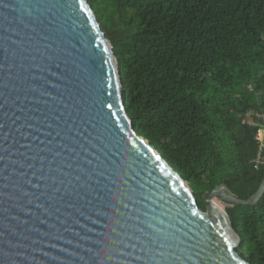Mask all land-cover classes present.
Here are the masks:
<instances>
[{
  "label": "water",
  "instance_id": "water-1",
  "mask_svg": "<svg viewBox=\"0 0 264 264\" xmlns=\"http://www.w3.org/2000/svg\"><path fill=\"white\" fill-rule=\"evenodd\" d=\"M263 199L221 184L201 209L88 0H0V264H251L224 205Z\"/></svg>",
  "mask_w": 264,
  "mask_h": 264
},
{
  "label": "trees",
  "instance_id": "trees-1",
  "mask_svg": "<svg viewBox=\"0 0 264 264\" xmlns=\"http://www.w3.org/2000/svg\"><path fill=\"white\" fill-rule=\"evenodd\" d=\"M121 67L136 131L202 197L221 184L246 200L264 179V0H88ZM237 252L264 264V199L228 208Z\"/></svg>",
  "mask_w": 264,
  "mask_h": 264
},
{
  "label": "built area",
  "instance_id": "built-area-1",
  "mask_svg": "<svg viewBox=\"0 0 264 264\" xmlns=\"http://www.w3.org/2000/svg\"><path fill=\"white\" fill-rule=\"evenodd\" d=\"M247 120L250 126L260 129L257 135V139L260 142V152L256 163L258 165H264V112H249L247 114Z\"/></svg>",
  "mask_w": 264,
  "mask_h": 264
},
{
  "label": "rangeland",
  "instance_id": "rangeland-1",
  "mask_svg": "<svg viewBox=\"0 0 264 264\" xmlns=\"http://www.w3.org/2000/svg\"><path fill=\"white\" fill-rule=\"evenodd\" d=\"M224 208L227 210L228 209V207L226 206V205H224Z\"/></svg>",
  "mask_w": 264,
  "mask_h": 264
},
{
  "label": "bare ground",
  "instance_id": "bare-ground-1",
  "mask_svg": "<svg viewBox=\"0 0 264 264\" xmlns=\"http://www.w3.org/2000/svg\"><path fill=\"white\" fill-rule=\"evenodd\" d=\"M221 205L223 206L224 204L221 202Z\"/></svg>",
  "mask_w": 264,
  "mask_h": 264
}]
</instances>
